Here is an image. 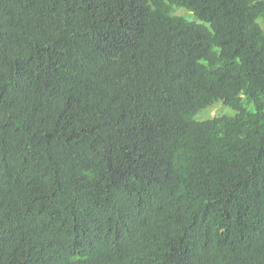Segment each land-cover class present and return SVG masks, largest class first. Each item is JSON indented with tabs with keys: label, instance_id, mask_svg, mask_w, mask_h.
<instances>
[{
	"label": "trees",
	"instance_id": "obj_1",
	"mask_svg": "<svg viewBox=\"0 0 264 264\" xmlns=\"http://www.w3.org/2000/svg\"><path fill=\"white\" fill-rule=\"evenodd\" d=\"M259 18L0 0V264H264Z\"/></svg>",
	"mask_w": 264,
	"mask_h": 264
},
{
	"label": "rangeland",
	"instance_id": "obj_2",
	"mask_svg": "<svg viewBox=\"0 0 264 264\" xmlns=\"http://www.w3.org/2000/svg\"><path fill=\"white\" fill-rule=\"evenodd\" d=\"M174 11H175V14H178L179 16L185 18L188 21L200 23L198 20L194 19L193 15H191L184 9L175 8ZM257 23L259 24L261 29L264 31V18H259ZM234 115H235V112L232 109L224 106L221 101H217L212 106L198 112L194 116V120L204 121V120L213 118L215 116H234Z\"/></svg>",
	"mask_w": 264,
	"mask_h": 264
}]
</instances>
